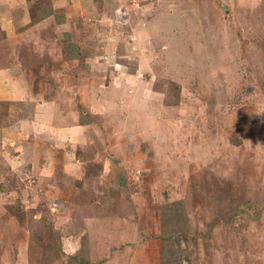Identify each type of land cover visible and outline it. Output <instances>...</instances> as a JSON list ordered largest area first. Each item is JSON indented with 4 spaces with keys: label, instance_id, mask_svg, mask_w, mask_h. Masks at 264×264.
Here are the masks:
<instances>
[{
    "label": "rangeland",
    "instance_id": "1",
    "mask_svg": "<svg viewBox=\"0 0 264 264\" xmlns=\"http://www.w3.org/2000/svg\"><path fill=\"white\" fill-rule=\"evenodd\" d=\"M15 52L0 264H264V0H0Z\"/></svg>",
    "mask_w": 264,
    "mask_h": 264
},
{
    "label": "crops",
    "instance_id": "2",
    "mask_svg": "<svg viewBox=\"0 0 264 264\" xmlns=\"http://www.w3.org/2000/svg\"><path fill=\"white\" fill-rule=\"evenodd\" d=\"M8 11H9L8 12L9 13V15H8L9 20L13 21V22L9 23V24H5L3 26V28L5 27V30L7 32L6 38H11L12 36L16 37L19 35L23 36V34L24 35L25 34L26 35L33 34V37H34V31L35 30H37V32L39 33L38 34L36 32L38 34V36H43L42 34H40L42 31H41V27L39 25L42 21L49 22L50 28H52V26H51L52 23L55 27L58 26V25H55L54 22H52V19L55 18L54 14H49L48 16H43V17L39 18L36 22H32L33 24H30L27 27H25L23 34H22L23 31L21 33L18 31V33L16 34L17 27L19 26L18 13H20V15H21L20 20H25V21L30 22L29 11L27 9H25V10L20 9L19 10L17 7H10L8 9ZM64 19H66V18L64 17ZM59 23H63V22L61 21ZM61 25H63V24H61ZM8 27L13 28V30L10 31ZM49 27H47V29ZM33 39L25 40V41L27 43H31V44H29V46H31V48L33 47L35 49L36 45L34 44L35 42H33ZM54 40H56V39L54 38ZM35 50L37 51V54H38L39 52H42V47L40 45H38V47H36ZM14 54H15V56H13L12 53L8 55V56H10V58H9L10 63H13L15 65L14 68L10 69V70H9V67H4V68L0 69V108H2V105L7 108L9 106V104L13 101L17 103L19 101V99L26 97L27 95L31 94V91H33L30 89L31 83H32L31 81L34 80L33 74H26L25 79L23 76H20V77L17 76L18 65L22 64L27 59H25V57L23 59L22 54H20L18 52H15ZM14 71H16V76L14 74ZM28 73H31V72L29 71ZM27 75H28V77H27ZM29 75H31L30 76L31 79H30ZM12 81H14V82H12ZM23 81L26 82L27 84L24 85ZM32 87H33V84H32ZM36 92H38V90H36ZM6 132L7 131H0V137ZM0 140H1V138H0ZM14 144H15V142H14ZM10 145L12 146L13 143H10ZM18 145H19V143L16 144V147H14L13 150H12V148L10 150L7 148L6 150L3 151L2 147L0 148V155L3 154V157L0 156V158L4 159L6 161L4 168L7 169V171H9L10 168L17 166L18 164L19 165L22 164L21 161H22L23 157L21 155L16 154L21 149V148L17 149ZM6 146H7V144H6ZM6 152H12V153L6 154Z\"/></svg>",
    "mask_w": 264,
    "mask_h": 264
},
{
    "label": "trees",
    "instance_id": "3",
    "mask_svg": "<svg viewBox=\"0 0 264 264\" xmlns=\"http://www.w3.org/2000/svg\"><path fill=\"white\" fill-rule=\"evenodd\" d=\"M168 224V223H167ZM168 225H172V220L170 221V224ZM209 230H211L209 228ZM176 235V232L175 231H172L171 232H168V233H164L163 234V243H164V248H165V253L168 254V252H170L171 250H173L174 248L172 247V236Z\"/></svg>",
    "mask_w": 264,
    "mask_h": 264
}]
</instances>
